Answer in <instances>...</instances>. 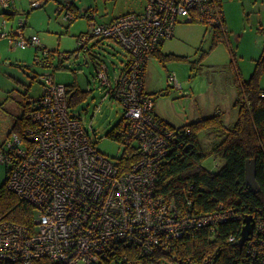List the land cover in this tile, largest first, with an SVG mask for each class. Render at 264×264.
Here are the masks:
<instances>
[{
  "label": "built area",
  "instance_id": "built-area-1",
  "mask_svg": "<svg viewBox=\"0 0 264 264\" xmlns=\"http://www.w3.org/2000/svg\"><path fill=\"white\" fill-rule=\"evenodd\" d=\"M41 5L31 2L33 9ZM14 10L15 0H0V39L10 48L35 46V58L44 66L52 53L36 36L24 37L26 21L8 25ZM180 18L218 29L225 37L218 0H146L142 13L92 24L90 35L79 38L80 48L98 37L114 41L127 54L113 78L102 61L94 67L101 89L122 109L124 122L116 136L124 150L136 149L138 159L130 164L99 153L80 116L67 106L66 86L54 83L52 75L38 77L43 91L26 116L31 126L10 132L0 144V163L9 168L6 188L32 208L33 226L0 222V264H139V259L217 264L212 254L175 262L173 243L201 229L212 237L220 225L243 217L238 207L220 203L213 211L193 213L192 200L181 209L157 192L160 168L168 162L177 134L188 130L159 122L145 91V70L160 45L173 37ZM73 19L66 14L65 20ZM168 82L181 90L174 74ZM250 217L253 230L240 264H264V218L259 211Z\"/></svg>",
  "mask_w": 264,
  "mask_h": 264
},
{
  "label": "rangeland",
  "instance_id": "rangeland-1",
  "mask_svg": "<svg viewBox=\"0 0 264 264\" xmlns=\"http://www.w3.org/2000/svg\"><path fill=\"white\" fill-rule=\"evenodd\" d=\"M32 1L36 0H15V15L8 25L26 21L24 37L36 36L40 46L53 54L52 65L43 67L37 61L35 46L25 50L13 48L5 55L14 65L5 68L7 73L9 70L12 73L8 79L11 75L21 79L24 85H19L17 90L24 93L29 88V101H36L42 94L40 75H52L54 83L77 86L85 98L73 110L80 116L94 148L111 161H119L125 150L120 141L106 134L114 127L115 133L120 129L124 122L122 109L95 80L94 63L102 61L113 78L127 54L114 41L98 37H92L80 48L79 38L90 35L92 24L142 13L146 0H37L42 5L35 9L31 8ZM220 4L228 43L206 24L186 23L180 18L173 37L159 47L161 58L152 57L147 62L145 91L152 97L159 117L173 127L217 114L227 128L237 120L238 110L234 107L237 85L239 79L247 81L252 75L255 61L260 57L258 46L264 43V37L258 31V9H252L253 0H220ZM68 13L75 17L73 21L65 20ZM215 33L218 37L214 40ZM61 56L65 58L63 62ZM170 74L175 75L181 90L168 82ZM259 85L264 88V73ZM7 112L0 111V141L11 128ZM223 137L224 134L208 129L199 132L198 141L208 154ZM220 163L216 156L207 155L202 166L216 172Z\"/></svg>",
  "mask_w": 264,
  "mask_h": 264
},
{
  "label": "trees",
  "instance_id": "trees-1",
  "mask_svg": "<svg viewBox=\"0 0 264 264\" xmlns=\"http://www.w3.org/2000/svg\"><path fill=\"white\" fill-rule=\"evenodd\" d=\"M218 2L221 7L220 0ZM215 32L222 34L218 29H215ZM224 32L226 35L225 22ZM215 36L218 37L216 33ZM159 49L154 54L156 58H161ZM37 52L38 48H35L36 55ZM53 57V54H50L43 67H50ZM63 60L60 59L61 62ZM61 66L64 68L63 64ZM263 73L264 49L255 61L250 78L247 81L239 79L237 97L234 102L238 117L231 128L223 124L219 114L200 118L177 128L155 115L163 126L180 131L188 130L187 133L177 134L174 150L169 155L168 162L160 168L158 173L157 192L174 200L177 207L181 209L184 208L186 200H192L190 212L193 213L210 212L218 204L223 203L226 206L238 207L243 216L237 221H229L220 225L212 237L205 229H201L173 243L175 262L178 259H190L196 262L205 254H212L217 264H240L242 257L245 256L244 249H240L236 242H229V237L234 235L238 241L244 218L254 212L259 211L260 216L264 218V88L259 85L260 76ZM33 79H36V76ZM28 89H25L23 94L22 115L15 119L10 132L22 133L25 128L31 126L26 116L36 101H29ZM66 95L69 109H75L76 104L85 98V93L75 85L66 86ZM119 126L120 123L117 128ZM114 128L106 136L118 140ZM208 129L224 134V137L206 154L198 141V134ZM207 155H214L221 162L216 172H210L202 166ZM136 159H138V154L136 149L132 148L125 150L119 161L127 165ZM251 160L255 162L258 192L252 191L244 184L245 165ZM4 168L6 176L0 186V222L11 221L31 228L33 210L6 188L9 168L5 165ZM157 256L159 254L155 255L153 260H156ZM150 260L139 259L136 263L152 264ZM36 264L51 263L43 260Z\"/></svg>",
  "mask_w": 264,
  "mask_h": 264
},
{
  "label": "crops",
  "instance_id": "crops-1",
  "mask_svg": "<svg viewBox=\"0 0 264 264\" xmlns=\"http://www.w3.org/2000/svg\"><path fill=\"white\" fill-rule=\"evenodd\" d=\"M252 0H248V2H251ZM254 4L252 5L253 8H257V14H256V24L258 25V31L262 32V37H264V0H253ZM226 29V28H225ZM223 35V34H222ZM225 40L228 41L227 34L225 35ZM5 49V50H4ZM12 50L13 48L9 47L8 41L6 39H0V111L6 110L8 111V115L11 121V128L14 124L15 119L20 117L23 112V91L19 92L17 88L24 85L21 79H17V77L14 75H11V78L8 79L9 74L11 71L7 73V70L5 69L8 66L12 67L14 66L13 63L8 59H6V53L9 52V50ZM264 49V43L258 46V51L261 53ZM25 50V49H23ZM5 51V52H4ZM160 51V50H159ZM155 57V56H154ZM4 60H7V62H3ZM146 75V71H145ZM8 79V80H7ZM11 79L14 81L12 82ZM17 83L15 86L14 83ZM20 95V97H19ZM154 114L159 117V115L155 111V104H154ZM162 119V117H159ZM8 131L6 134V137L0 141V144L4 142V140L7 138L8 134L11 131ZM3 164L0 163V186L3 184L5 180V168L2 166Z\"/></svg>",
  "mask_w": 264,
  "mask_h": 264
},
{
  "label": "water",
  "instance_id": "water-1",
  "mask_svg": "<svg viewBox=\"0 0 264 264\" xmlns=\"http://www.w3.org/2000/svg\"><path fill=\"white\" fill-rule=\"evenodd\" d=\"M244 184L254 192L259 191V185L256 181L255 162L253 160L246 162ZM252 230H253V224L251 221V217L250 216L245 217L243 220V226L241 229L240 237L236 242L237 246L240 249L243 248L244 243L250 238Z\"/></svg>",
  "mask_w": 264,
  "mask_h": 264
},
{
  "label": "bare ground",
  "instance_id": "bare-ground-1",
  "mask_svg": "<svg viewBox=\"0 0 264 264\" xmlns=\"http://www.w3.org/2000/svg\"><path fill=\"white\" fill-rule=\"evenodd\" d=\"M42 3V2H41ZM44 3V2H43ZM136 14V13H135ZM223 17V16H222ZM224 21V20H223ZM221 32V31H220ZM114 101V100H113ZM118 140H119V138H118Z\"/></svg>",
  "mask_w": 264,
  "mask_h": 264
}]
</instances>
